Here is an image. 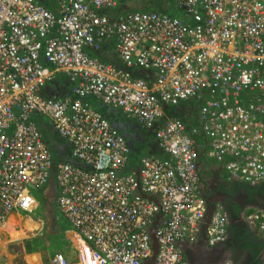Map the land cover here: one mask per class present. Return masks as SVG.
Listing matches in <instances>:
<instances>
[{
  "label": "built area",
  "instance_id": "1",
  "mask_svg": "<svg viewBox=\"0 0 264 264\" xmlns=\"http://www.w3.org/2000/svg\"><path fill=\"white\" fill-rule=\"evenodd\" d=\"M129 1L0 0V234L50 187L76 245L73 261L50 264H145L153 230L155 264H191L209 209L199 158L231 182L264 183V0H168L172 13L125 11ZM106 45L116 63L92 55ZM58 74L70 93L46 97ZM92 99L154 132L164 157L133 172L126 138ZM35 118L73 162L54 160ZM245 221L264 235L263 213ZM228 228L217 204L208 245Z\"/></svg>",
  "mask_w": 264,
  "mask_h": 264
},
{
  "label": "crops",
  "instance_id": "2",
  "mask_svg": "<svg viewBox=\"0 0 264 264\" xmlns=\"http://www.w3.org/2000/svg\"><path fill=\"white\" fill-rule=\"evenodd\" d=\"M159 6V5H158ZM156 7V6H155ZM166 7L168 8V6L166 5ZM165 7V8H166ZM125 10V9H124ZM176 15V13H175ZM111 45V44H109ZM113 47L110 48V46H105V48L99 52L98 54H92L94 57L99 56V58H101L102 60L106 61V62H113L114 59H112L111 54H113L115 57V53L114 50L112 49ZM116 59V58H115ZM113 63H116V61H114ZM145 76V75H144ZM68 93H70V84L68 83L67 77L66 75H62V74H58L57 77L55 78V80L52 83H49L48 86L43 90V94L46 97H51V98H64L65 95H67ZM91 102L94 104L95 107H97V109H99L101 111V113L108 119L110 120V122L116 126L121 133H123L124 137L127 140V143L129 145L130 148V158H131V164H132V168H133V172L138 173V169H139V161L142 157H146V156H153V157H157V158H163V154L161 153V151L157 148V144H156V140L154 138V132L149 131V134L146 131H141V133L138 132L139 129V124L132 119H129L125 116H123L120 112L118 111H114L112 109L106 108V107H102L100 106L99 103H97L94 99L91 100ZM189 105H187V108L189 109ZM191 108V107H190ZM171 111H175V109H170L168 111V117L171 116L169 115L171 113ZM180 114L181 117L184 116L183 112L181 113L180 110ZM37 123H41V119L40 118H35L34 119ZM125 121L131 122L129 123V125H126ZM132 122L136 123L137 125H132ZM190 122L189 125L193 126L197 124V120H196V116L193 120L191 121H187ZM42 127V126H41ZM140 127H142L140 125ZM137 129V130H136ZM145 129V128H144ZM151 138L154 139V141L152 142ZM69 149V146L67 144H65V146H61L58 147L57 149H50L53 155L56 154L55 152H58V156L56 154V156L53 157L57 160H61V161H65L66 162H73L72 156L71 154H69L67 152V150ZM71 153V151H70ZM199 162V166H200V171H201V176H202V182H203V195L207 198V200L213 199L215 198V190L217 189L216 187L223 183V182H227V183H231V181H229V179L227 178V174L223 169V166L221 164H213L208 162L206 159H204L203 157L199 158L198 160ZM206 189L207 192H204V190ZM43 195L46 198V202L49 201V199L52 200V205L50 208V211L52 210V213L49 217V220L51 218V225L54 226V229L57 230V232H52L51 234H58V233H63L64 230H66L65 232V236H66V240H67V244H66V249L67 251L64 252L65 256L70 260L73 261L75 259V234L74 231L69 230V228H67L66 226L65 229L64 228H59V224H61L58 220L57 217V208H56V203H55V195L54 192L52 191V189L50 187H48L47 189H44L43 191ZM40 193V192H39ZM225 194H228L226 192H224ZM235 192L233 194H229L227 197L228 199L231 196H234ZM235 197V196H234ZM238 199L236 198L235 202L237 205L236 207V212L238 213V215H236L235 212V218L232 219L230 217L229 219V223H240L239 218L243 217V219L245 220V215L247 213H251L253 211H258L264 214V194H255L254 196H252L251 198L248 199V202L245 204V206H240L238 205ZM222 205V204H221ZM45 207V206H44ZM38 208V204L36 201V209ZM46 210V208H45ZM239 211V212H238ZM54 214V216H53ZM15 217H18L19 220V225L21 223V225H23V222L21 221L23 218H25L24 214L19 215L18 213H15L12 215V217L10 218L13 219ZM22 217V218H21ZM26 217L30 218L29 216L26 215ZM9 220V222H10ZM34 220V219H33ZM31 219H25L24 221H33ZM9 222L6 224L8 225ZM246 222V221H245ZM39 224L40 228H38L36 226V224ZM247 223V222H246ZM247 225L251 228V229H255L254 225L248 224ZM33 226H34V230L31 232H26L24 237L27 238L29 233L32 232H39L40 230L44 229V226L42 223H40L39 221H33ZM7 227H5V230L3 233L0 234V262H3L4 259H14V255H13V251L10 249V243L13 242H19L21 240H24L25 238H20L18 240L12 241L11 239H9V237H4L5 234H7V236H9V230L6 229ZM203 229H204V225H202L201 228V232L198 234L197 236V242H200L199 246H201L202 242H203ZM24 230V227L21 229ZM59 230L61 232H59ZM258 232V230H257ZM258 235L261 236L262 239H264V235L260 234L258 232ZM8 241V242H7ZM196 242V243H197ZM195 243V244H196ZM4 244V245H3ZM194 245V244H193ZM207 249L210 253L213 254L212 249L213 247H210L209 245H207ZM212 248V249H211ZM216 248V247H215ZM2 252H5L4 254ZM3 256V257H1ZM39 256V258H38ZM22 257V261L24 262L23 264H50L52 261V259H48L47 261H43V257L42 254L39 251L34 250L33 248L29 250V253L24 254ZM213 264H215V256L213 255ZM2 259V261H1ZM8 264H15L12 260H10ZM26 262V263H25ZM222 263V262H221ZM222 264H232L230 263V261H226L225 263ZM260 264H264V249H262L260 251Z\"/></svg>",
  "mask_w": 264,
  "mask_h": 264
},
{
  "label": "rangeland",
  "instance_id": "3",
  "mask_svg": "<svg viewBox=\"0 0 264 264\" xmlns=\"http://www.w3.org/2000/svg\"><path fill=\"white\" fill-rule=\"evenodd\" d=\"M166 0H137V1H129L126 3V9L125 11H154L155 6L158 7V5H161L162 3L164 4ZM166 6V4H164ZM176 10V8H175ZM114 53V52H113ZM111 57L114 61H116V57L111 54ZM41 122L43 123L44 129L42 130L43 134L45 135L46 138V143L48 147L51 149H57L60 146H65L64 140L60 136H58L54 130L51 127L50 121L47 119L41 118ZM126 125H129L128 121H125ZM132 125H137L136 123L132 122ZM138 129V132L141 133V131H146L148 134L149 132L144 129L143 127H140ZM137 130V129H136ZM123 134V133H122ZM152 142L154 141L153 138H151ZM208 162H210L208 160ZM33 192V195L37 201L38 208L34 212V214L28 215L30 218L25 217V219H31L33 221H39L40 223L43 224L44 229L40 230L39 232H32L29 233L27 238L24 240H21L19 242H13L10 243V249L13 251V255L15 256L14 259H4L3 262H0L1 264H8L11 263L9 262L12 260L15 264H23L24 262L22 261V257L24 254H28L30 249H34L36 251H39L42 254L43 261H47L48 259H53L54 255L56 253H62L65 254L64 252L67 251L66 244V236L65 232L66 230L63 231V233H58V234H51L52 232H57L56 229H54V226L51 225V218L49 220V217L52 213V210L50 211L51 205H52V200L49 199V201L46 202V198L43 195V192ZM45 206V207H44ZM46 208V210H45ZM54 216V214H53ZM57 217L58 220L61 224H59V228H64L66 226L67 228L69 227L66 223L65 220H63L60 215L57 212ZM22 218V217H21ZM33 221H30V223L33 224ZM36 224V223H35ZM38 228H40L39 224H36ZM23 228V225H18L15 227L16 230H21ZM62 230V229H61ZM59 232H61L59 230ZM4 237H8L7 234H5ZM52 261V260H51ZM26 263V262H25Z\"/></svg>",
  "mask_w": 264,
  "mask_h": 264
},
{
  "label": "flooded vegetation",
  "instance_id": "4",
  "mask_svg": "<svg viewBox=\"0 0 264 264\" xmlns=\"http://www.w3.org/2000/svg\"><path fill=\"white\" fill-rule=\"evenodd\" d=\"M237 183L239 184H245V183H241V182H231L230 184H235L234 188H231V191L235 192V197L231 196L228 199V195L229 194H225L223 188L221 187L222 185L219 184L215 190L216 194H215V200L218 201L217 204H222L224 209L226 210V213L228 215V218L230 219V217L232 219L235 218V212H236V198L238 199V205L240 206H245V204L248 202V199L251 198L250 193H249V189L246 186L243 185H237ZM204 192H207L206 189L204 190ZM240 223H236L239 224L240 230L241 228H244L246 226V222L243 219L242 215L239 218ZM233 222V221H232ZM230 222L229 223V228H228V232H229V238L228 240L224 243L221 244L219 246H217L216 248H211L213 255L215 256V261L214 262H222L225 263L226 261H230V263L232 264H256V262H251L252 260V256L253 253L250 250L244 249L241 246L237 245V242L234 239L233 234L230 231V227L233 225V223ZM239 230V231H240ZM200 242H197L196 244L192 245V246H187L186 247V254L187 255H191L195 252V250H198V248H200ZM212 255V257H213Z\"/></svg>",
  "mask_w": 264,
  "mask_h": 264
},
{
  "label": "trees",
  "instance_id": "5",
  "mask_svg": "<svg viewBox=\"0 0 264 264\" xmlns=\"http://www.w3.org/2000/svg\"><path fill=\"white\" fill-rule=\"evenodd\" d=\"M164 4L168 5L169 1L166 0ZM164 4L162 3L158 7H155V10L163 11L166 13H172L174 9L172 7L167 8ZM141 77H144V75L140 74L139 78ZM169 115H171L172 117L173 116L178 117V118L181 117L179 110L171 111ZM70 151L71 150L69 147L67 152L71 154ZM58 152H55L57 156L59 154ZM56 154H54L53 152L54 157L56 156ZM66 161L67 160H65L64 162ZM58 162H61V160H58ZM221 185H222L221 187L223 188L224 192L228 194L234 193L233 191H231V188H234L235 184L223 182L221 183ZM237 185L246 186L249 189V193L251 197L254 196L255 194H264V183L257 185V186H251L249 184H239V183H237ZM236 215H238L237 212H236ZM239 230H240L239 224L233 223V225L230 227V231L233 234L234 239L237 242V245L241 246L244 249L250 250L253 253V256H252L253 258L251 262L253 261V262H256V264H260V251L264 249V239H262L261 236L258 235L257 230L251 229L247 224L244 228H241L240 231Z\"/></svg>",
  "mask_w": 264,
  "mask_h": 264
},
{
  "label": "water",
  "instance_id": "6",
  "mask_svg": "<svg viewBox=\"0 0 264 264\" xmlns=\"http://www.w3.org/2000/svg\"><path fill=\"white\" fill-rule=\"evenodd\" d=\"M208 202V213L207 216L205 218V223H204V229H203V242L200 246V248H198V250H195V252L191 255H187L189 261L191 262V264H213V257H212V253H210L208 251V239H207V229L209 228V225L211 223V219L213 217L214 211H215V207L218 203L217 200L215 199H210L207 200ZM152 240H153V256L152 258L147 261L145 264H155V260L158 254V242L156 240V231L153 230L152 231ZM210 260V261H209ZM1 264V263H0ZM215 264H222L221 262H216Z\"/></svg>",
  "mask_w": 264,
  "mask_h": 264
},
{
  "label": "bare ground",
  "instance_id": "7",
  "mask_svg": "<svg viewBox=\"0 0 264 264\" xmlns=\"http://www.w3.org/2000/svg\"><path fill=\"white\" fill-rule=\"evenodd\" d=\"M21 221L23 222L24 230H16L15 229V227L19 225L18 217H15V218L11 219L10 222L8 221L9 224L6 225V227H7L6 229L9 230V233H10L8 237L12 241L18 240L20 238H25L24 235H25L26 232H31V231L34 230V226H33L32 223H30V221H24V219H22ZM20 225H21V223H20ZM2 253L4 254L5 252H2ZM1 257H3V256H1ZM38 258H39V256H38ZM213 260H214V258L212 259V261ZM1 261H2V259H1Z\"/></svg>",
  "mask_w": 264,
  "mask_h": 264
},
{
  "label": "clouds",
  "instance_id": "8",
  "mask_svg": "<svg viewBox=\"0 0 264 264\" xmlns=\"http://www.w3.org/2000/svg\"><path fill=\"white\" fill-rule=\"evenodd\" d=\"M166 2V1H165ZM168 7H171V3L169 2V4L167 5ZM54 158V157H53ZM55 161H58L57 159L54 158ZM36 200V199H35Z\"/></svg>",
  "mask_w": 264,
  "mask_h": 264
}]
</instances>
